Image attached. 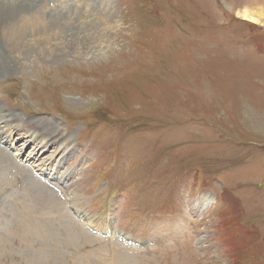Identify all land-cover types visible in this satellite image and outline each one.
<instances>
[{
	"label": "rangeland",
	"instance_id": "1",
	"mask_svg": "<svg viewBox=\"0 0 264 264\" xmlns=\"http://www.w3.org/2000/svg\"><path fill=\"white\" fill-rule=\"evenodd\" d=\"M248 1L69 0L108 47L95 60L75 44L23 70L1 42L0 264H264V24Z\"/></svg>",
	"mask_w": 264,
	"mask_h": 264
},
{
	"label": "bare ground",
	"instance_id": "2",
	"mask_svg": "<svg viewBox=\"0 0 264 264\" xmlns=\"http://www.w3.org/2000/svg\"><path fill=\"white\" fill-rule=\"evenodd\" d=\"M86 1L88 2V0ZM252 1H248L250 6H248V3L245 4L247 7L240 12V15L248 22L264 24V8L257 10L251 4ZM68 2L69 0H0V45L4 46L1 43L4 42L8 45L10 51L15 49L16 53L19 55L22 52L26 54L24 57H22V55L17 57L16 61H18L21 69L24 70V68L32 64V62H36L39 58L45 61L70 60L76 56L75 54L73 55L76 48H70L71 45L73 46L75 44H77L78 47L86 46L87 50H89L88 58L92 60L104 55L103 52L105 48V53L109 51L108 47L101 45L97 38L95 39L90 36L87 30L88 27L89 29L92 27L89 25L93 18L92 14L85 11L82 17L79 16L77 18L75 16L77 13L72 14L71 11L66 10L67 8H65V6L68 7ZM78 5V8H80V2H78ZM75 7L77 8V5H75L74 8ZM105 20H107V18ZM79 24H81V28ZM56 25L59 26L55 28ZM51 46L56 47V50H52ZM32 48H37L36 56L32 55ZM67 50H69V52ZM77 53L78 52H76V54ZM1 56L0 54V57ZM4 116L5 115H2L0 117V127H2V125H9V122L3 123V121H5ZM14 129L15 127L13 123H11L9 127L5 128V131L0 130V149L2 151H7L5 147H1L2 141L5 139L4 143H8V138L13 134L11 130ZM39 133L29 132V138L32 136V141L37 143V145H41V147L46 146L52 148V150L56 149L54 148L55 143L51 144L52 140L44 135H39ZM65 142H67V140H65ZM68 146L69 144L66 145V147ZM70 146H74V144L71 143ZM59 151H62V158L66 161L70 156L69 149L65 151V148L59 147L57 153H59ZM33 157L38 158L39 156L37 154ZM42 165H45V163ZM62 167L63 165H58L55 174ZM72 177V172L66 171L62 173L60 178L57 176L53 180L67 182L69 179L71 180ZM204 203L207 204V201ZM121 243L126 245L125 242Z\"/></svg>",
	"mask_w": 264,
	"mask_h": 264
}]
</instances>
